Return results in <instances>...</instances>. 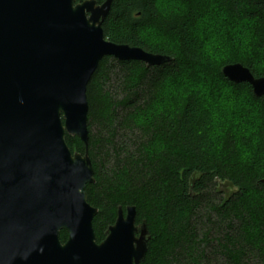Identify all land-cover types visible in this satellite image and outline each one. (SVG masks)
<instances>
[{"label":"trees","instance_id":"trees-1","mask_svg":"<svg viewBox=\"0 0 264 264\" xmlns=\"http://www.w3.org/2000/svg\"><path fill=\"white\" fill-rule=\"evenodd\" d=\"M218 18L228 31L215 45L206 31ZM102 30L111 42L171 60L148 67L105 56L87 84L95 182L86 194L98 209L96 241L118 207L132 205L136 223L145 221L150 234L140 264H264V95L221 73L238 62L264 76V0H112ZM109 62L130 79L112 122L96 82ZM222 88L232 99L216 116V107L227 103ZM142 102L147 106L134 117L130 110ZM66 142L84 152L77 137L67 135ZM221 183L235 191L223 198L215 190ZM59 236L64 242L67 233Z\"/></svg>","mask_w":264,"mask_h":264},{"label":"water","instance_id":"water-1","mask_svg":"<svg viewBox=\"0 0 264 264\" xmlns=\"http://www.w3.org/2000/svg\"><path fill=\"white\" fill-rule=\"evenodd\" d=\"M112 0H0V264H140L150 234L136 209H117L97 242L87 201L86 87L99 61L171 57L106 39ZM233 83L264 95V76L241 63L221 68ZM84 144L73 152L66 136ZM264 182V179H263ZM64 230L67 238L60 240ZM137 234V235H136Z\"/></svg>","mask_w":264,"mask_h":264},{"label":"rangeland","instance_id":"rangeland-1","mask_svg":"<svg viewBox=\"0 0 264 264\" xmlns=\"http://www.w3.org/2000/svg\"><path fill=\"white\" fill-rule=\"evenodd\" d=\"M211 23H212V25L210 23L208 24V30L209 31H206V29H203L202 32H203V35H207L206 34V32H207L211 36L210 40H213V42H215V45H217V43L219 41L218 40L219 36L221 39V37L224 34H226V31H228L227 25H226V22L224 20H222L221 18L213 19L211 21ZM209 47L211 48V51H212L213 50L212 44H210ZM218 59H220V57H218ZM135 70H133V71H135ZM133 71L129 72L128 74L133 73ZM136 73H138V72L136 71ZM120 75H122V72L119 71V69L117 67H115V65H113L112 62H109L108 64H106V66L104 65L100 69V72L98 73V76L96 77V82L100 86V91L103 94V99L108 100V105H110V108L108 109V115L107 116L111 122H112V119H110L109 115H113L112 112L114 110L117 111V107H118L119 103H121L123 101V99L126 97L125 91H126L127 87H129L128 84H129L130 79L122 78ZM129 76H131V75H129ZM202 95H204L206 97V98L204 97V100L209 99L207 92H205V93L202 92ZM230 98L231 97L229 96L228 92H226L222 88L220 90V99H221V102L224 101L227 103L226 104L223 103V105L219 104V105H221V108L216 107V111H215L216 116L220 113V111H224L225 109L228 108L229 103L231 102V101H229ZM212 103H216V102L214 100H212L209 104H212ZM144 106H147V102L139 103L135 108L131 109L130 111H131V113H134L133 114V116H134L135 113H138L139 110L144 108ZM113 125L114 124H111V126H110L111 129H114ZM93 132H95V133H93V135H95L96 134V128H94V127H93ZM121 134L122 133H119V135H121ZM104 136L107 137L108 132L105 133ZM95 138H96V136H95ZM117 138H118V135H117V137H114L113 142H115L117 140ZM108 160H109V158H108ZM112 162H113L112 159H110L109 164H111ZM215 190L220 192V196L222 195L223 198H226L232 192L235 191V188L232 187L231 185H229V183H221V184L216 185ZM215 194L219 195V193H215Z\"/></svg>","mask_w":264,"mask_h":264},{"label":"flooded vegetation","instance_id":"flooded-vegetation-1","mask_svg":"<svg viewBox=\"0 0 264 264\" xmlns=\"http://www.w3.org/2000/svg\"><path fill=\"white\" fill-rule=\"evenodd\" d=\"M137 224V223H136ZM139 224V223H138ZM137 235V234H136ZM104 239V238H103Z\"/></svg>","mask_w":264,"mask_h":264}]
</instances>
